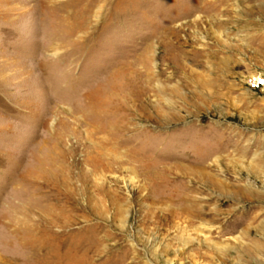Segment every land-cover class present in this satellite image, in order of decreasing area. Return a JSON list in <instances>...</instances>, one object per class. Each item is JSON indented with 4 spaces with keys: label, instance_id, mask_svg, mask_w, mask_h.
I'll list each match as a JSON object with an SVG mask.
<instances>
[{
    "label": "rangeland",
    "instance_id": "rangeland-1",
    "mask_svg": "<svg viewBox=\"0 0 264 264\" xmlns=\"http://www.w3.org/2000/svg\"><path fill=\"white\" fill-rule=\"evenodd\" d=\"M0 264H264V0H0Z\"/></svg>",
    "mask_w": 264,
    "mask_h": 264
},
{
    "label": "bare ground",
    "instance_id": "bare-ground-1",
    "mask_svg": "<svg viewBox=\"0 0 264 264\" xmlns=\"http://www.w3.org/2000/svg\"><path fill=\"white\" fill-rule=\"evenodd\" d=\"M69 15H70V14H69ZM68 19H69V17H68ZM69 23H70V24H69ZM66 25H67V26L69 25V28H67V27L65 26L66 29H67V30H66V32H67V34H66L67 36H66V37L74 35V34H75V29H76L75 27H77V25L75 26L74 23L71 24V22H68V23H67V21H66ZM80 26L83 27V24L81 23ZM80 26H79V27H80ZM77 29H78V27H77ZM61 31H62V30H61ZM63 32H64V31H63ZM60 35H61V34H60ZM63 36H64V35H63ZM55 48H56L55 46H52V49H54V52H53L54 55L57 53V50H55ZM144 68H145V67H144ZM100 129H103V130H102V133L105 132V131H106L107 133H109L108 130H109L110 128H109L108 125H104V126H102V128H100ZM118 132H119V131H118ZM111 133H112V132H111ZM116 134H117V133H116ZM120 134H121V133H120ZM108 136H109V139H110V140H107V143H109V141H112L111 143H113V140H114L113 138H114L116 135H114V133H113V134H110V135H108ZM112 139H113V140H112ZM107 143H106V144H107ZM109 144H110V143H109ZM115 144H116V143H115ZM116 147H117V146H116ZM113 148H114V147H113ZM102 149H103V148H102ZM114 149H115V148H114ZM96 150H97L96 153H98V154L100 153V155H101V153H102L101 148L99 147V148H97ZM115 150H116V149H115ZM104 151H105V150H104ZM119 153H120V152H119ZM106 154H107V153H106ZM115 155H117V154H115ZM117 159H118V158H117ZM89 162H90V161H89ZM95 165H99V164H96V163H95ZM96 169H97V168H96ZM33 242H35V241L33 240ZM90 249H91V248H90ZM96 252H99V251H98V249L95 248V249H94V253H96Z\"/></svg>",
    "mask_w": 264,
    "mask_h": 264
},
{
    "label": "built area",
    "instance_id": "built-area-1",
    "mask_svg": "<svg viewBox=\"0 0 264 264\" xmlns=\"http://www.w3.org/2000/svg\"><path fill=\"white\" fill-rule=\"evenodd\" d=\"M252 80H255V79H252ZM256 81H258V80H256ZM256 81H255V83H256Z\"/></svg>",
    "mask_w": 264,
    "mask_h": 264
}]
</instances>
